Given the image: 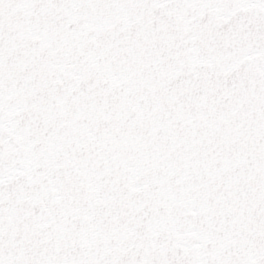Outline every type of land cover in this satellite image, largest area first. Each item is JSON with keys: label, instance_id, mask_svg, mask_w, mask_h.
Instances as JSON below:
<instances>
[{"label": "snow or ice", "instance_id": "6c2138e0", "mask_svg": "<svg viewBox=\"0 0 264 264\" xmlns=\"http://www.w3.org/2000/svg\"><path fill=\"white\" fill-rule=\"evenodd\" d=\"M0 264H264V0H0Z\"/></svg>", "mask_w": 264, "mask_h": 264}]
</instances>
